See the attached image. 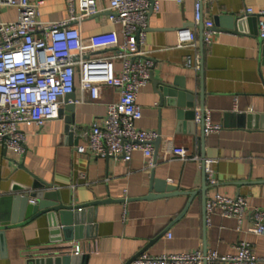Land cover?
<instances>
[{"label":"crops","instance_id":"0c3cea01","mask_svg":"<svg viewBox=\"0 0 264 264\" xmlns=\"http://www.w3.org/2000/svg\"><path fill=\"white\" fill-rule=\"evenodd\" d=\"M96 3L100 12L78 24L83 37L115 32L122 46L123 27L111 22L109 0ZM194 4V0H160L159 10L149 14L143 49L153 66L151 80L138 93L143 115L136 126L160 133L155 163L140 150L133 152L130 161L78 153L77 146L86 143L92 123L103 122L107 103L120 98L117 88L102 84L100 98L90 101L79 76L71 134L66 131L64 115L48 120L43 127L21 124L26 132L25 153L0 146V229H4L0 264H31V257L74 253L76 245L81 255H88L87 264H132L134 257L144 252L160 255L214 249L234 254L241 240L252 244L264 264V234L247 230L254 225L250 217L240 226L238 219L223 216L219 210L207 221L206 212L207 199L217 193L246 196L250 209H264V128L255 126L262 120L254 118L253 126L248 127L245 119L241 126L236 116L264 115V42L258 32L259 17L245 13L247 8L264 10V0H204L203 20L213 21L209 43L202 40L205 25L195 22ZM69 15V0H44L40 6L42 21L67 19ZM16 19L15 7L0 6V20ZM181 30L196 33V46L177 47ZM113 53V48H107L93 55ZM197 56L201 58L200 69L187 64L189 58L195 63ZM121 70L122 62L115 60L113 73L118 75ZM153 77L184 83L194 93L196 114L204 105L222 129L206 134L201 122H196V114L194 118L183 114L190 108L170 104V97L160 94ZM229 113L234 116L226 119ZM174 146L191 147L203 157L217 159L216 182L207 181L199 162L163 160ZM154 178L164 179L178 192L148 197L156 193ZM38 179L51 185L44 189L57 191L68 203L101 201L93 207L90 237L85 226L81 239L59 241L57 237H64V233L55 232L47 215L27 221L14 214L13 201L2 200L29 194V203H36L31 202L36 200L31 193L39 190L34 188ZM3 216L10 222L4 227Z\"/></svg>","mask_w":264,"mask_h":264},{"label":"built area","instance_id":"2783aa9c","mask_svg":"<svg viewBox=\"0 0 264 264\" xmlns=\"http://www.w3.org/2000/svg\"><path fill=\"white\" fill-rule=\"evenodd\" d=\"M203 1L194 0L196 23L203 19ZM43 3L44 0H0V6L17 9L16 20H0V146L25 153L26 132L19 126L43 127L48 120L60 117L65 96L75 91L79 76L81 88L88 93L90 101L100 98L102 84L117 88L120 98L107 103L103 122L92 123L86 143L77 146L78 153L130 161L133 152L140 150L151 164L155 163L154 142L160 133L140 129L136 121L143 115L138 93L151 80L153 66L148 51L143 49L149 14L151 10H159L160 0H109L107 9L111 22L123 27L122 46L115 32L83 37L78 24L100 12L96 0H69V17L51 21L40 19ZM245 13L259 17L258 32L264 42V10L255 12L247 8ZM204 25L203 41L209 43L213 21H204ZM196 39L194 31L181 30L177 47L196 46ZM107 48H113L114 53L93 55ZM200 59L197 56L193 63L189 58L187 64L200 69ZM115 60L122 62L118 75L113 73ZM196 122L204 123L206 134L219 132L223 127L212 121L207 109L197 112ZM175 158L199 162L207 181L216 182L213 176L217 159L203 157L186 146H174L169 155L163 156V160ZM216 210L223 216L235 217L240 226L245 217H250L254 225L247 230L264 234V209H250L246 196L217 193L206 201L207 221ZM236 249L234 254H222L214 249L160 255L144 252L136 256L132 264H261L249 241H239ZM74 250L80 253V246L76 245Z\"/></svg>","mask_w":264,"mask_h":264},{"label":"water","instance_id":"95a60500","mask_svg":"<svg viewBox=\"0 0 264 264\" xmlns=\"http://www.w3.org/2000/svg\"><path fill=\"white\" fill-rule=\"evenodd\" d=\"M152 10L150 11V13ZM234 18V16H233ZM236 18V17H235ZM204 20L202 19L200 25L203 26ZM203 40V34H202ZM153 81L158 82L159 84V92L164 96H169L168 102L170 104H177L182 107L190 108L189 111L183 113L186 117L192 116L195 117L196 109H195V97L194 93L191 89L187 88L184 83L177 82H167V81H157L154 77ZM75 94L74 92L69 93L65 96L64 105L60 108V116L65 115L66 119V131L71 134L74 129L75 124ZM204 105H202L201 113L204 111ZM182 115V113L180 114ZM234 113H229L226 115V119L229 117H233ZM239 119L238 124L241 126L245 125V119H248V127H252V120L255 118L256 120H262L261 125L255 124V126H260L264 128V115H246L245 113H240L236 115ZM247 117V118H246ZM201 129H204V123L201 122ZM160 141V136L154 142L157 147L158 142ZM204 155V153H203ZM36 184H34V188H38V191L31 193V196L36 197V203H29V194L21 197L19 195H11L3 197L2 200L5 201H13L15 203L16 210L14 214H20L23 218H26L27 221L36 219L42 215H47L50 224L55 228V232L59 234V232L64 233V237H57L59 241L65 240V242L78 240L83 237L82 231L86 226L87 236H91V223L93 221L92 213L96 211L93 207L98 205L101 201H94L88 204H77L74 205L72 203H68L63 201L61 196L57 191L44 189L47 186H51L48 182L38 179ZM153 188L156 193H152L148 197L156 196L157 194H175V186L167 184L164 179L158 180L154 178ZM16 190V187L13 188V191ZM169 192V193H166ZM94 209V210H93ZM8 217L3 216L1 220V226H6L10 222H8ZM86 224V225H85ZM4 229H0V236L4 235ZM63 238V239H62ZM136 257H134L135 259ZM83 259V262L80 263L79 260ZM133 259V260H134ZM88 255H81L80 253L68 252L66 254H58V255H49V256H39V257H31L29 259V263L31 264H87Z\"/></svg>","mask_w":264,"mask_h":264}]
</instances>
